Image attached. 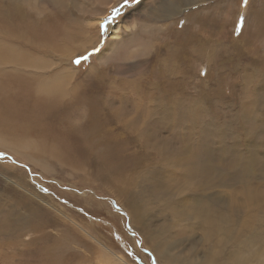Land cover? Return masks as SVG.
I'll list each match as a JSON object with an SVG mask.
<instances>
[{
  "label": "rangeland",
  "instance_id": "1",
  "mask_svg": "<svg viewBox=\"0 0 264 264\" xmlns=\"http://www.w3.org/2000/svg\"><path fill=\"white\" fill-rule=\"evenodd\" d=\"M6 9L29 23L49 21L54 39L56 21L68 22L73 40L55 43L36 59L52 72L60 65L76 69L71 80L79 82L78 92L66 99L80 96L83 114L68 113L60 122L94 124L89 138L75 142L77 158L68 156V162L48 156L35 164L0 146V264H117L108 250L130 264H264V75L243 79L264 67V0H0L1 27L14 22ZM109 25H119L114 41ZM192 34L208 40L210 52L228 48L225 64L172 55ZM159 53L178 57L177 75L169 60L165 68L157 65ZM175 93L189 106L197 102L203 123H211L212 149L225 160L231 186L224 185L227 177L195 192L168 163L155 167L157 192L133 177L129 167L139 148L129 140L131 124L137 113ZM122 100L128 110L122 111ZM118 166L124 173L111 179L109 171ZM127 192L135 193L130 206L122 202ZM206 196L227 218L196 207L193 200ZM133 208L148 245H160L159 259L131 223ZM211 219L218 230H207Z\"/></svg>",
  "mask_w": 264,
  "mask_h": 264
},
{
  "label": "bare ground",
  "instance_id": "2",
  "mask_svg": "<svg viewBox=\"0 0 264 264\" xmlns=\"http://www.w3.org/2000/svg\"><path fill=\"white\" fill-rule=\"evenodd\" d=\"M9 11L11 10H7V18H14L11 20L14 21L13 24L10 22L7 27L0 26V146L13 154L36 162L35 164L42 162L41 157L48 156L58 161L68 162V156L76 157L75 142L81 144L89 138L87 134L94 123L88 122L86 124L81 121L82 124L72 126L71 123L60 122V118L64 115L66 117L68 113L70 116H74L78 111L83 114L81 107L84 108V102L83 99L79 100L80 96L74 97L73 95L71 100L66 99L70 94L78 92L79 82L77 84L71 80L76 69L72 66L60 65L55 72H52L54 69L49 70L50 66L45 65L41 58L36 59V57L53 50L55 43L61 42V47L70 43V40L74 38L72 30L70 26L66 25L68 22L63 26L60 21H56L55 27L58 38L54 39V29L49 21L38 24L29 23L15 12L9 13ZM118 30L119 25L111 27V41L118 36ZM198 36L192 34V39L186 43L175 45L172 55L178 53L182 59H186L187 56L197 57L200 61L206 62L207 65L212 60L225 64L226 60L224 59L227 57L224 54L230 50L228 48L219 49L220 46L217 45L210 52L207 46L208 40L197 38ZM96 40H98V33H95L93 44ZM111 41H108V44ZM102 53L99 56H102ZM161 53L156 55V58ZM177 58L161 57L155 59V62L162 69L164 62L169 60L173 64L171 70L177 75L178 73L175 71V68H178L175 60ZM145 63H148L147 60ZM259 68H257L259 72L246 73L243 79L249 82L250 79L262 77L264 67ZM259 84L261 88L263 82ZM131 85L135 86L136 82ZM173 95L165 96L156 103L153 102L149 108L146 107L143 112L137 113L135 121L131 124L132 132L129 140L135 142L139 148L129 167V169H134L131 171L134 172L133 177L146 183L151 192H157V188L161 185V178L155 167L168 163L176 169L182 178L192 183L195 192H206L210 188L221 185L226 182L227 177L229 182L224 185L231 186V175L225 160L222 157H215L219 150L212 149L211 123L206 119L203 123L199 116L200 108L197 107V102H191L189 106L190 103L176 100V93ZM85 104L88 108L95 107L90 101H85ZM120 107L123 109L122 111L130 108L127 107V102L123 100ZM141 110L142 108L138 111ZM77 117L80 119V115ZM189 117L192 118L188 120ZM259 117L264 119V107L260 109ZM136 123H139L138 130H135ZM214 128L213 125V130ZM219 149L223 150L222 147ZM5 166L10 170L12 168V165L9 166V164ZM122 168V166L121 168L120 166L113 167L109 171L110 178L113 179L111 173L113 175L124 173ZM5 179L24 190L18 182H13L7 177ZM130 182L133 183V186L134 183L137 184L136 181L133 182L132 178ZM34 183L38 189L43 188L39 183ZM126 195L122 201L123 205L130 206L135 193L127 192ZM193 202L204 213L213 214L215 211L221 218H227L226 214L223 213L222 206L214 209L216 199L206 196L205 198H196ZM206 204L210 206L207 207ZM128 216L145 240L147 247L159 259L162 253L160 245H148V237L146 236L148 233L140 228L138 212L133 208L129 211ZM20 221L21 223L24 222V220ZM206 224L208 231L211 229L218 230L220 226L212 219L208 220ZM98 244L103 246L100 242ZM166 246L171 247L169 244ZM108 251L115 257L117 264H130L124 257Z\"/></svg>",
  "mask_w": 264,
  "mask_h": 264
},
{
  "label": "snow or ice",
  "instance_id": "3",
  "mask_svg": "<svg viewBox=\"0 0 264 264\" xmlns=\"http://www.w3.org/2000/svg\"><path fill=\"white\" fill-rule=\"evenodd\" d=\"M244 3L246 4L247 0H244ZM84 58L86 59V57H84ZM79 62H80L79 60L75 61V63H79Z\"/></svg>",
  "mask_w": 264,
  "mask_h": 264
}]
</instances>
